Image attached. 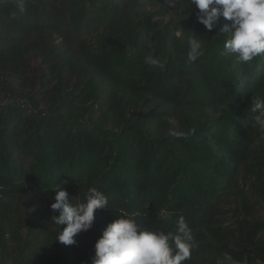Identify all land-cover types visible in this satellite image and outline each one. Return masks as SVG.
I'll use <instances>...</instances> for the list:
<instances>
[{"label":"trees","instance_id":"16d2710c","mask_svg":"<svg viewBox=\"0 0 264 264\" xmlns=\"http://www.w3.org/2000/svg\"><path fill=\"white\" fill-rule=\"evenodd\" d=\"M23 7L0 0V264H92L120 216L164 232L183 217L194 247L182 264H264V130L251 110L264 55L239 61L224 48L229 22L206 29L189 0ZM91 187L107 208L73 245L55 240V192L76 204Z\"/></svg>","mask_w":264,"mask_h":264},{"label":"clouds","instance_id":"9594fccd","mask_svg":"<svg viewBox=\"0 0 264 264\" xmlns=\"http://www.w3.org/2000/svg\"><path fill=\"white\" fill-rule=\"evenodd\" d=\"M189 4L198 9L197 21L208 30L221 17L229 22L221 30V34H228L224 48L239 61L251 63L264 55V0H189ZM18 7L20 12L24 11L23 0H18ZM16 15L14 11L12 16ZM201 45L193 34L187 53L189 61L195 62L203 55ZM144 62L153 69L166 68L165 61L151 55L145 56ZM251 110L257 113L255 125L264 130V99L255 98ZM54 201L50 209L59 214L51 220L57 226L65 225L55 240L64 245H73L78 233L91 228L95 211L107 208L108 204L105 194L95 187L88 189L84 202L73 204L65 190H57ZM193 239L183 217L178 219L175 232H164L140 229L135 219L120 216L107 224L96 240L92 264H182L190 258Z\"/></svg>","mask_w":264,"mask_h":264}]
</instances>
